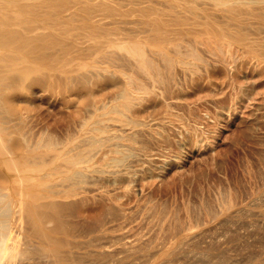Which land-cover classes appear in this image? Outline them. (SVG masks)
<instances>
[{"label":"rangeland","instance_id":"rangeland-1","mask_svg":"<svg viewBox=\"0 0 264 264\" xmlns=\"http://www.w3.org/2000/svg\"><path fill=\"white\" fill-rule=\"evenodd\" d=\"M14 1L0 36L36 71L9 132L37 167L14 186L47 202L15 215L13 264H264V0Z\"/></svg>","mask_w":264,"mask_h":264},{"label":"bare ground","instance_id":"bare-ground-1","mask_svg":"<svg viewBox=\"0 0 264 264\" xmlns=\"http://www.w3.org/2000/svg\"><path fill=\"white\" fill-rule=\"evenodd\" d=\"M2 1H6L5 2L6 6L13 5L12 0H0V3H4ZM3 11H0V13L3 12ZM1 15L3 17L5 16L3 14H1ZM3 21H5V19ZM3 21L0 22V30L4 29L5 27H7L6 24ZM8 23H9V21H8ZM24 29L26 30V28H24ZM1 31H3V30H1ZM2 34H5V33H2ZM26 35L29 36L28 34H26ZM7 36H9V35H6V38H5L4 35L0 36V87L5 85L6 86L5 93H9V94H7L8 96L6 95V97H0V119H1L0 120L1 121L0 122V168L4 169V173L3 172H1V173H3L2 176L4 178V180L3 179L2 180L5 181V185L4 186L3 185L0 186V264H6V263L10 264L12 261L14 262V260H15V259H11V258L14 257L15 250H11V247H9V245L10 246L13 245V244H9V243L13 239L10 236V232H11V229H12L13 225L15 224V215L18 212H20L22 210H25V211H27L29 213V217L30 216L33 217L32 214H36V212L41 210V208H43L44 205H46L45 203L47 202V200H45L46 202H44V200H41V197H39L40 199L33 198V197H36V196H34V195L30 196L32 194L28 195V193L27 194L23 193L21 189H20L21 190L20 191V190L16 189V187L14 186V184L21 183V182H26L25 184H26L27 187L31 186V184H32L31 181L33 179V171L35 172V169H37V167L35 168L34 162L32 163L31 162L32 161L31 158H30L31 161L28 158V157H30L29 154L31 155V152L32 153L34 152V151H32V150H34V146L31 145L32 143H30V140L28 138H22V139L16 138L17 136L15 137L16 139H13V137L11 136V133L9 132L10 126H9L8 123H10V121L12 120V119L9 118V116L19 114L17 112L16 107H15V106H18V105L14 104V102H15L14 100H16L15 99L16 97H9V96L10 95L13 96L14 94H12V93H14V91L16 92L17 90L24 89V87H26L31 82V80L33 78L32 74L36 71V65H35L34 56H33L32 51H31L32 48H28V47H31L30 46L31 44L29 42V41H31V38L29 39L30 36L28 38L26 36V38H27L26 40L23 37H21V35H20V37L19 36L15 37V38H17L16 40L18 42L21 40V38H23L25 41L28 42V43L26 42V45H28V46H26V45L22 46L21 43L25 44L24 40H22L24 42H20V44L16 41V43L19 44V45H17L13 41L14 38L12 39L14 44H12V43H10L11 41L6 40V39H11L10 36H9V38H7ZM28 39H29V41H28ZM131 50H135V48L132 47ZM18 93H19V91H18ZM1 102H3V104H1ZM105 106L106 105H103V107H105ZM99 108H102V107L101 106H99V107L96 106L93 109L94 110L93 112H95ZM95 123H96V121H95ZM98 123H101V121L97 122L96 124H98ZM103 124H104V122H103ZM106 125H109V124L106 123ZM99 126H96V127H98V129H99ZM124 128H126V127L120 126V127H117V128L116 127L115 128L109 127L108 129H109L110 133L113 132L112 134L114 136L118 135L119 139H120L121 138L120 136H121V133H122L121 131L127 130V129H124ZM98 129H95V130H98ZM102 129H104V128H102ZM104 130L106 131L107 128L104 129ZM109 131L106 132L107 135H108ZM104 133H102V134L105 135L106 133L105 134ZM127 133H128V131H127ZM100 136H102V135H100ZM121 140H122V138H121ZM107 142H109V141H107ZM110 142H109V144H110ZM113 142L114 141H112V144H110V145L120 146V148L121 147H126V146L129 148V146H130L129 144H127L128 142L127 143H124L123 141L122 142L119 141L118 143L117 142L113 143ZM106 144L109 145L108 143H106ZM115 150H117V149H115ZM121 151H122V149H121ZM118 152L116 151V153H118ZM120 154H122V152ZM123 154H125L124 151H123ZM128 154L129 153H127V155ZM90 157H91V155H90ZM112 157L114 158V156H112ZM110 158H111V156H110ZM110 158H108L107 160H111V162L108 163L106 161V163H108V164H106V165L104 164V166H106V169L100 167V168L105 170V174H107L108 177H111V176L115 177V175H117V174H125V175L129 176V175H131L133 172H135L138 169L139 165H142L141 162L143 161V156L140 153H135L133 155L132 159H130L129 161H125L126 159L124 158L123 161H125V162H123V161L120 162L119 161L120 163H118V160L115 159L116 157L114 159H110ZM147 158H149V157H146V159ZM88 159H87V161H91V160H88ZM118 159L122 160L123 158H121V156H120V158H118ZM80 160H84V159H80ZM146 161L147 160H145V162ZM36 163L37 162H35V164ZM70 163H72V162H70ZM76 163H77V161L73 162L72 164L76 166ZM83 163H85V162H83ZM78 166H79V164H78ZM87 166H88V164H87ZM80 167H81V165L79 166V168ZM139 168H141V167L139 166ZM81 169H82V167H81ZM91 170H92V168H91ZM89 171H90V169H89ZM97 171H98V173H100L99 170H97ZM97 171H94V172H97ZM101 172L103 174V171H101ZM98 173H96V174H98ZM93 176H95V175L93 174ZM18 187H19V184H18ZM28 190H29V188H28ZM47 207H48V205H47ZM41 211H43V210H41ZM30 213H31V215H30ZM23 216H24V214H23ZM30 218L27 219V220H30ZM41 218L42 217H40V219ZM33 219L34 218H31L32 222L35 220V219L34 220ZM23 223H21V224H23ZM39 223H41V221ZM40 229H41V227H40ZM41 231H42V229H41ZM12 242H13V240H12ZM5 258H7V259H5ZM13 262H12V264H13Z\"/></svg>","mask_w":264,"mask_h":264}]
</instances>
